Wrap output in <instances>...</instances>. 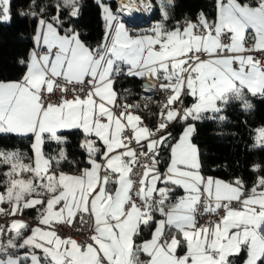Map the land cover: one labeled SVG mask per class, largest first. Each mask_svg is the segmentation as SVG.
I'll return each instance as SVG.
<instances>
[{"label": "snow or ice", "instance_id": "1", "mask_svg": "<svg viewBox=\"0 0 264 264\" xmlns=\"http://www.w3.org/2000/svg\"><path fill=\"white\" fill-rule=\"evenodd\" d=\"M172 5L173 0L161 4L164 19ZM215 5L214 20L200 12L198 23L171 30L157 23L139 33L102 5L105 32L95 48L74 27H63L66 19L79 18L81 0H59L56 15L38 19L34 41L45 51L31 52L20 80L0 81V134L34 137L27 163L19 151L0 150V165L7 166L0 204H10L12 216L37 209L38 224L19 245L15 239L0 243V253L32 249L25 253L31 264H236L241 256L243 264H264V176L247 188L240 178L226 182L202 175L201 153L192 142L196 128L188 123L224 121L205 113L219 114L233 100L247 110V94L264 97V0H215ZM141 8L149 11L151 4H121L117 12L131 15ZM10 11L11 0H0V21H9ZM120 75L159 80L170 93L154 129L133 111L139 104L118 103L114 84ZM187 97L193 102L184 106ZM173 122L186 124L178 139L168 131ZM61 130L84 136L80 147L90 167L79 174L56 170L67 160L64 149L55 157L43 151L45 138L66 142ZM256 140L264 146V128ZM165 149L169 162L161 172ZM141 157L148 162L141 164ZM137 167L142 171L134 173ZM261 167L253 165L252 171ZM176 188L184 195L170 202ZM201 205L218 218L198 224ZM74 221L90 224L88 241L61 237L52 228L75 227ZM28 227L13 220L9 230L18 237ZM145 230H151L149 239H142ZM0 264H20V258L7 254Z\"/></svg>", "mask_w": 264, "mask_h": 264}, {"label": "trees", "instance_id": "2", "mask_svg": "<svg viewBox=\"0 0 264 264\" xmlns=\"http://www.w3.org/2000/svg\"><path fill=\"white\" fill-rule=\"evenodd\" d=\"M58 2L59 0H35V6L30 8L31 0H11L10 21H0V81L18 80L25 74L24 61L34 47L33 31L36 22L39 18L49 19L56 15ZM105 2L112 8L115 7L112 1L105 0ZM162 3L164 0H158V10L150 21L137 26L152 21H163L170 29H173L177 25H182L181 22L185 18L196 20L200 12H203L209 20L216 18L215 0H173V5L168 7L167 19H164L161 13ZM81 4L79 18L66 19L63 27H74L80 33L81 40L95 48L104 37L103 9L97 0H81ZM41 7L44 8L43 13H40ZM32 11L39 13V16L19 14ZM65 17H67L66 11L62 14V18ZM143 79L144 77L118 76L114 84L118 98L127 104H139ZM246 98L251 104L250 109L245 110L241 101L233 100L219 114L205 113L206 117L222 115L226 117L224 121L205 118L199 121L189 120L188 123L195 124L196 131L192 139L200 149L202 173L231 181L240 178L247 188H251L257 176H264V146H260L256 140L257 129L264 128V97L252 98L246 95ZM186 101L188 105L192 102L190 97H187ZM136 112L151 128L156 126L159 111L154 104L147 111L139 107ZM185 126L184 123L173 122L169 125L168 131L178 139ZM60 135L66 139L63 144L46 139L44 144L46 155L54 157L61 149H64L67 160L62 161L59 168L66 171H79L88 164V153L80 147L84 139L83 134L77 130H68L61 132ZM31 145V136L0 134V150H21L27 158H31L33 155ZM160 161V168L168 164V149L161 153ZM256 164L262 167L254 172L252 166ZM6 170L7 166H0V189L4 187L6 177L3 173ZM150 234L151 230H145L142 239L149 238ZM235 259L236 264H243V256ZM22 264H28L27 260L22 259Z\"/></svg>", "mask_w": 264, "mask_h": 264}, {"label": "built area", "instance_id": "3", "mask_svg": "<svg viewBox=\"0 0 264 264\" xmlns=\"http://www.w3.org/2000/svg\"><path fill=\"white\" fill-rule=\"evenodd\" d=\"M115 4L114 10L116 14L122 19V21H126L128 24L131 25H137V24H142L146 23L151 20L152 16L157 12L158 10V0H144V3H150L151 4V10L149 11H144L141 8V11L138 12H133L131 15H128L127 13H118L117 10L120 8L121 4H130V5H135L137 7H141V0H110ZM189 22L193 23H198V18L196 20H191L190 18H185L181 24L183 26L187 25ZM227 42V41H225ZM248 47H251V45H247ZM45 49H41L39 53H43ZM257 58H260L259 53L254 54ZM161 81L149 78V77H144L142 81V86H141V92L139 95V105L142 108V110H149L152 104L156 106L158 111L160 112L161 107L164 102H166L167 96L170 95V93H166L163 89L159 87ZM79 88V86H77ZM60 93L57 92L55 96L51 97L52 102H56L58 99ZM252 98H258L259 96H250ZM67 98H72L71 94L68 95ZM187 98L184 100V106H189L186 101ZM118 103L120 104H127L122 102L118 98ZM147 105V107H145ZM136 113V109L133 110ZM159 115L156 120V125L159 122ZM144 125H146V122L143 120ZM156 127V126H155ZM154 127V128H155ZM153 128V129H154ZM257 129V133H258ZM132 147L136 148L137 151L139 152V146L133 143ZM148 161L144 158L141 157V164L147 163ZM142 169L140 167H137L134 169V173H139L141 172ZM133 179L137 180L138 176L133 175ZM135 187H138V185H135ZM220 215H223V211L221 210ZM217 215L214 213H205L203 205H201L198 208V214L196 216V219L198 221V224H205L210 221H213L217 219ZM85 219L87 220V216H85ZM13 220H21L25 221L28 225L32 224H38V222H35L31 218L27 217H21V216H12L8 214H1L0 215V225L7 223V222H12ZM76 226H70L66 224H53L52 228H54L58 234L61 237H72L73 239H76L77 242L79 243H84L88 241V237L90 235V224H78L76 221L73 222Z\"/></svg>", "mask_w": 264, "mask_h": 264}, {"label": "crops", "instance_id": "4", "mask_svg": "<svg viewBox=\"0 0 264 264\" xmlns=\"http://www.w3.org/2000/svg\"><path fill=\"white\" fill-rule=\"evenodd\" d=\"M110 7H111V9H112V11L114 12V13H116L115 12V10H114V8H112V6L110 5ZM157 23H163L164 24V26L167 28V29H169V30H171L163 21H152V22H149V23H147V24H144V25H142V26H134V25H131L132 27H135V28H137L134 32L135 33H139V32H147L148 30H150L154 25H156ZM191 23H193V22H191ZM128 24V23H127ZM37 25H38V21L36 22V25H35V27H34V31H33V43H34V47H33V50H36L38 53H39V51L41 50V49H43V48H40V47H37V45L35 44V41H34V36H35V34H36V30H37ZM129 26H130V24H128ZM181 27H183V25H180ZM186 26V25H185ZM127 28H129L128 26H126ZM130 29V28H129ZM61 34H63V32H61ZM32 50V51H33ZM29 59H30V55H29V57L27 58V60L26 61H24V63H25V65H26V71H27V64H28V62H29ZM25 71V72H26ZM125 71H126V69H125ZM23 77V76H22ZM21 77V78H22ZM20 78V79H21ZM20 79H18V80H20ZM18 80H12V81H18ZM247 95H249V96H251V94H247ZM190 99H191V101L193 102V100H192V98L190 97ZM191 102V103H192ZM190 103V104H191ZM135 114H138V115H140L139 113H135ZM141 116V115H140ZM143 120V119H142ZM190 123H193V122H190ZM146 126H148L149 128H151L149 125H147V123H146ZM194 126H195V124H194ZM63 131H68V130H61V132H63ZM60 132V133H61ZM60 133H59V135H60ZM194 134H195V132H194ZM194 134H193V136H194ZM28 136H31V135H28ZM32 137V136H31ZM179 138V137H178ZM193 138V137H192ZM46 139L47 138H45V141H46ZM34 142V137H32V143ZM192 142H193V139H192ZM194 143V142H193ZM195 144V143H194ZM199 148V147H198ZM200 150V149H199ZM43 151H44V146H43ZM60 152V151H59ZM44 153H45V151H44ZM59 154V153H58ZM58 154L56 155V156H58ZM33 155H34V153H33ZM33 155H32V157H33ZM45 155H46V153H45ZM55 157V156H54ZM28 160V159H27ZM27 162H29V160L27 161ZM167 166H168V164L164 167V168H160V166L158 165V167H159V169H160V171L161 172H164L165 170H166V168H167ZM86 167H90V165H89V163L87 164V165H85V166H83L79 171H66V170H63V169H60L59 167L56 169L58 172H60V171H62V172H65V173H70V174H79V172L82 170V169H84V168H86ZM202 175H204L203 173H202ZM205 177H213V176H210V175H204ZM213 178H216V179H220V180H223V181H226V182H232L231 180H225V179H222V178H218V177H213ZM234 181V180H233ZM159 186H161V187H163V186H165V185H163V184H159ZM170 187H171V185H169ZM5 184H4V187H3V189H0V193H2V192H4L5 191ZM182 195H184V191H183V189L182 188H176L175 190H174V192L173 193H171L170 194V196H171V201L170 202H175V200L178 198V197H180V196H182ZM0 208H3L4 209V212H0V215L1 214H7V213H9L10 211H11V205L10 204H8V203H2V204H0ZM15 216H21V217H27V218H31V219H33L35 222H38V212H37V209H26V210H24L23 211V213H18V214H16ZM157 218H159V215L157 214ZM25 222V221H24ZM11 223L12 222H7V223H4V224H2V225H0V227H2V228H4L5 229V231L2 233V234H0V243H2L3 242V244L6 246L7 245V242H8V240H10V239H15V243L17 244V245H19L20 243H22L23 242V239L26 237V236H28V235H30L31 234V228H33V227H36L37 226V224H32V225H29V227L27 228V229H25V230H22V234L20 235V236H16V234H15V232H13V231H10L9 230V228H10V225H11ZM26 223V222H25ZM150 238V237H149ZM149 238H147V239H149ZM4 242H6V243H4ZM139 242V241H138ZM31 251H33L32 249H29V248H24V249H20V248H16V249H8V253H0V258H6V255L7 254H11L13 257H19L20 258V264H22V259H25V253H30ZM36 252H37V254L38 255H41L42 256V253L39 251V250H36ZM182 252H183V250H181L180 251V254H182ZM140 259L141 260H144V259H146V257L144 256V255H141V257H140ZM25 260H27V263L28 264H31V260H30V256H29V258H27V259H25Z\"/></svg>", "mask_w": 264, "mask_h": 264}, {"label": "rangeland", "instance_id": "5", "mask_svg": "<svg viewBox=\"0 0 264 264\" xmlns=\"http://www.w3.org/2000/svg\"><path fill=\"white\" fill-rule=\"evenodd\" d=\"M97 1H98V0H97ZM240 2H241V3H249L250 0H249V1L246 0V1H243V2L240 0ZM99 3L101 4V6H102V5H107V6L110 7V4H109V3H106L105 0H99ZM110 8H111V7H110ZM102 9H103V7H102ZM167 11H168V8H167ZM161 13H162V12H161ZM162 16H163V13H162ZM9 21H10V20H9ZM9 21H3V22H9ZM123 22L125 23L126 26H128V27L130 28V30L135 31V30L137 29V28H135V27L129 26V25L127 24L126 21H123ZM134 26H137V25H134ZM192 124H194V123H192ZM185 127H186V126H185ZM17 151H19L20 153L24 154V156H25V162L27 163V161H28L27 159H28V158H27V156L25 155V153H24L23 151H21V150H17ZM0 166H2V165H0ZM6 171H7V170H6ZM8 241H9V240H8ZM2 243H3V242H2ZM4 243H6V242H4Z\"/></svg>", "mask_w": 264, "mask_h": 264}]
</instances>
